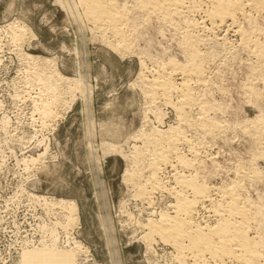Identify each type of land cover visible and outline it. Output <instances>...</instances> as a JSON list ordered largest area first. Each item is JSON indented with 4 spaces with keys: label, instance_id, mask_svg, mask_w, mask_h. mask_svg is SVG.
<instances>
[{
    "label": "rangeland",
    "instance_id": "1",
    "mask_svg": "<svg viewBox=\"0 0 264 264\" xmlns=\"http://www.w3.org/2000/svg\"><path fill=\"white\" fill-rule=\"evenodd\" d=\"M136 22L126 49L86 20L78 0H0V264H184L146 232L148 221L171 211L172 199L156 191L148 203L130 183L139 176V133L177 122L170 106L149 99L145 69L183 56L172 31ZM223 29L202 50L217 58L209 99L223 107L226 127L204 141L198 162L215 187L233 180L236 165H252L259 180L248 183V194L263 201L264 157L251 128L264 122V97H248L250 61ZM45 103L48 115L40 112ZM170 173L162 180L172 187ZM200 212L202 223H214ZM33 249L64 258L31 261Z\"/></svg>",
    "mask_w": 264,
    "mask_h": 264
},
{
    "label": "bare ground",
    "instance_id": "2",
    "mask_svg": "<svg viewBox=\"0 0 264 264\" xmlns=\"http://www.w3.org/2000/svg\"><path fill=\"white\" fill-rule=\"evenodd\" d=\"M78 4L87 21L108 29L125 46L131 43L135 27L130 22L137 20L143 26L158 24L176 35L183 56L182 62L173 58L156 62L158 65L146 67L143 74L149 99L170 106L177 119L175 128L139 133L142 145L134 158L138 164L134 173L138 171L145 180L141 182L135 176L130 183L148 203L156 191L166 193L173 203L170 212H160L156 220L146 223V232L162 238L175 250V258L184 264H264V200L248 194V183H256L258 172L252 165L240 163L234 167L235 176L229 184L215 187L206 182L203 165L198 162L204 141L219 135L226 127L221 116L218 117L223 107L209 99L217 77L212 76L211 70L219 69L214 64L216 57L206 53L209 52L208 37L223 28L234 32L239 38L238 49L250 61L247 95L263 99L264 0H129L130 6L114 0H78ZM205 43L206 52L202 50ZM46 103L41 104V114H49ZM251 129L256 148L264 157V122L257 120ZM166 168L171 169L172 187L162 180ZM200 211L208 212L214 223H202ZM63 258L64 255L53 249H33L29 253L31 261L55 263Z\"/></svg>",
    "mask_w": 264,
    "mask_h": 264
}]
</instances>
